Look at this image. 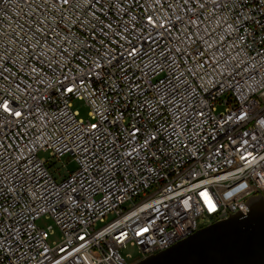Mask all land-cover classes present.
I'll return each mask as SVG.
<instances>
[{
    "label": "built area",
    "instance_id": "2783aa9c",
    "mask_svg": "<svg viewBox=\"0 0 264 264\" xmlns=\"http://www.w3.org/2000/svg\"><path fill=\"white\" fill-rule=\"evenodd\" d=\"M262 194L264 0H0V264H132Z\"/></svg>",
    "mask_w": 264,
    "mask_h": 264
},
{
    "label": "water",
    "instance_id": "95a60500",
    "mask_svg": "<svg viewBox=\"0 0 264 264\" xmlns=\"http://www.w3.org/2000/svg\"><path fill=\"white\" fill-rule=\"evenodd\" d=\"M249 212L205 226L169 248L132 264H264V197Z\"/></svg>",
    "mask_w": 264,
    "mask_h": 264
},
{
    "label": "rangeland",
    "instance_id": "374dc122",
    "mask_svg": "<svg viewBox=\"0 0 264 264\" xmlns=\"http://www.w3.org/2000/svg\"><path fill=\"white\" fill-rule=\"evenodd\" d=\"M72 106H73V109L78 113L79 118H81L83 120H86L89 118L88 108L86 107V105L84 104L83 101L74 100L72 102ZM219 111H223V108L219 107ZM39 156L41 158H45V159L48 158V154L46 152H40ZM47 166L49 168V171L55 176V179L57 181L64 178V177H67L70 173H72L76 169V164L69 155L62 157L59 161H56V160L52 161ZM148 194H149V192H148ZM146 195L147 194H143V195L139 196L138 198L134 199V201L139 202L142 199H144L146 197ZM262 196L264 197V194H262ZM112 218H113V216L108 215L105 223L112 220ZM36 225L40 228H47L49 226L51 227V230L53 233H52V236H50V238H49V241H48L49 244H53V243L59 241L60 232L52 220L42 217L36 221ZM102 225L103 224L98 223V227H100ZM122 254L125 256H127V255L130 256L131 257L130 261L135 260L137 257L136 249L134 247H131V246H127L122 251Z\"/></svg>",
    "mask_w": 264,
    "mask_h": 264
}]
</instances>
